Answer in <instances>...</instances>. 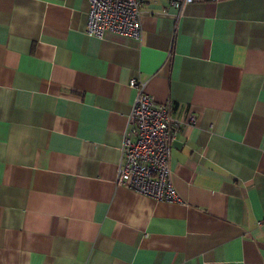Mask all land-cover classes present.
<instances>
[{"label": "crops", "instance_id": "1", "mask_svg": "<svg viewBox=\"0 0 264 264\" xmlns=\"http://www.w3.org/2000/svg\"><path fill=\"white\" fill-rule=\"evenodd\" d=\"M0 0V264H264V0ZM172 112L179 201L117 182L138 89Z\"/></svg>", "mask_w": 264, "mask_h": 264}, {"label": "built area", "instance_id": "2", "mask_svg": "<svg viewBox=\"0 0 264 264\" xmlns=\"http://www.w3.org/2000/svg\"><path fill=\"white\" fill-rule=\"evenodd\" d=\"M144 1L88 0L86 33L140 39ZM204 1L217 0H172L178 7ZM129 85L136 87L138 94L128 118L117 182L157 201H179L170 168L172 141L176 137L171 108L158 103L138 79H131Z\"/></svg>", "mask_w": 264, "mask_h": 264}]
</instances>
